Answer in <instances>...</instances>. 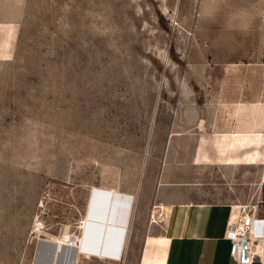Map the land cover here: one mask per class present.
<instances>
[{
  "label": "rangeland",
  "instance_id": "obj_1",
  "mask_svg": "<svg viewBox=\"0 0 264 264\" xmlns=\"http://www.w3.org/2000/svg\"><path fill=\"white\" fill-rule=\"evenodd\" d=\"M220 94L264 100V0H0V264H109L41 241L75 233L107 143L194 144L221 176L236 156L243 179H218L243 195L231 221L264 210V122L216 134ZM100 175L119 180L107 162Z\"/></svg>",
  "mask_w": 264,
  "mask_h": 264
},
{
  "label": "crops",
  "instance_id": "obj_2",
  "mask_svg": "<svg viewBox=\"0 0 264 264\" xmlns=\"http://www.w3.org/2000/svg\"><path fill=\"white\" fill-rule=\"evenodd\" d=\"M223 120L227 127L233 129L235 126L238 132V114L234 122L232 112L225 111ZM236 146L235 151H240V144ZM226 147L230 148L231 144ZM184 148L185 145L179 143L167 144L158 155L151 148H131L122 144L107 143L98 147L94 156L98 164H93L97 169V181L78 186L87 188V194L90 186L118 190L120 201L127 203L122 223L119 222L123 233L115 253L122 258V264H235L229 255L230 243L225 232L231 221L233 203L243 201V195L238 181L230 188L218 179H243L240 159L235 156L234 169L221 176L214 167L199 166L191 161L194 144ZM213 150L220 155L219 148L213 147ZM191 151L190 156L185 155ZM101 162L117 168L119 180L108 179L94 185L101 179ZM159 203L168 206L169 211L163 223L158 220L154 223L151 210ZM148 230L160 235L146 236L148 244L140 258ZM126 244L135 252L123 258Z\"/></svg>",
  "mask_w": 264,
  "mask_h": 264
},
{
  "label": "bare ground",
  "instance_id": "obj_3",
  "mask_svg": "<svg viewBox=\"0 0 264 264\" xmlns=\"http://www.w3.org/2000/svg\"><path fill=\"white\" fill-rule=\"evenodd\" d=\"M236 92H239V85L236 87ZM225 106V108H224ZM216 107L218 109V112L216 114V117L214 121L210 124L212 127V130L216 132V134L222 136V134L227 131L226 133L229 136H235L238 137L240 135V132H249L253 134L260 133L261 128V122H264V100L260 99H251L248 103H243L240 100L235 99L231 96H225L223 94H220L217 97L216 101ZM228 110L229 112H232V114H238L239 120H238V132H236V129H230L226 126L225 122L221 121L222 112H225V110ZM215 113V111H214ZM245 117L248 118V121H245ZM227 128V129H226ZM238 133V134H237ZM238 135V136H237ZM239 143V142H238ZM231 144V142H229ZM228 144V145H229ZM240 144V143H239ZM264 184V163L262 167L261 172V179L257 181V187H258V193L261 192V186ZM86 186V185H85ZM96 189V188H95ZM92 191L93 187L88 188V194L85 200L84 205V212L83 214L78 218L77 224L74 226L75 233L70 236L71 234H65L61 237H55L52 239L51 243H55V249L53 252H55L58 245H62L64 247H72L75 248L77 251L76 254V260L80 262L81 260H84L86 258H95L99 259L101 262L105 263H116V264H122V258L116 257L118 254L115 255L116 250H119L116 248L118 241H121L118 239L116 241L115 246L112 247V244L103 245V238L100 242V246H95V244L92 243L95 239L98 237V230L95 228L97 226V222L91 219L90 217V209L92 207ZM104 191H109L105 190ZM111 193H114L118 195V190H110ZM121 193V192H120ZM122 196V194H121ZM120 197V196H119ZM127 197V196H126ZM129 198V197H128ZM122 201L119 202L120 203ZM124 202V201H123ZM111 207V206H110ZM249 206H242L238 219L242 218L247 214V208ZM251 207H254V209L259 213V203L254 202ZM118 215L115 216V219L122 223V215H123V207L120 213L119 207H117ZM169 211V207L162 204H157L153 207L151 210L152 213V222L156 223L157 220L163 223L165 217L167 216ZM255 211V215L253 216V219H258L259 217L264 218V216H257ZM80 212V211H79ZM107 219L103 222V225L107 223ZM238 220H236L237 222ZM166 224V223H165ZM121 225V224H120ZM36 228V227H35ZM38 229V228H37ZM73 229V228H72ZM258 233L262 236L260 238L261 242L258 241V243L255 242V252L260 256V260L262 264H264V220L259 222L257 227ZM254 230V229H252ZM73 231V230H72ZM127 234V233H126ZM76 236V237H75ZM71 238V239H70ZM121 244V242H120ZM55 256V255H54ZM234 264V262H233Z\"/></svg>",
  "mask_w": 264,
  "mask_h": 264
},
{
  "label": "built area",
  "instance_id": "obj_4",
  "mask_svg": "<svg viewBox=\"0 0 264 264\" xmlns=\"http://www.w3.org/2000/svg\"><path fill=\"white\" fill-rule=\"evenodd\" d=\"M255 211L254 207H248L245 216L238 219L237 222L230 221L227 224L225 238L230 243L229 255L235 264H253L254 262L262 264L260 256L255 252V242H261L262 236L258 233L257 227L264 218L253 219ZM256 215L264 216V210H261L260 213L257 210Z\"/></svg>",
  "mask_w": 264,
  "mask_h": 264
},
{
  "label": "water",
  "instance_id": "obj_5",
  "mask_svg": "<svg viewBox=\"0 0 264 264\" xmlns=\"http://www.w3.org/2000/svg\"><path fill=\"white\" fill-rule=\"evenodd\" d=\"M123 196H121L122 198ZM125 198V197H124ZM119 195L111 193L110 191H104L101 189H93L92 191V207L90 209V217L97 222L95 228L98 230V237L92 241L95 246H100V242L103 238V245L112 244V247L115 246L116 241L120 239L123 233V228L120 226L119 221L115 219V216L118 215L117 207L120 209V213L123 207L125 211L126 202H119ZM126 199V198H125ZM125 203V204H124ZM111 206V207H110ZM122 210V211H123ZM108 220L105 225L103 222ZM45 244L49 247L55 246V243L47 242L42 239ZM118 243V242H117Z\"/></svg>",
  "mask_w": 264,
  "mask_h": 264
}]
</instances>
